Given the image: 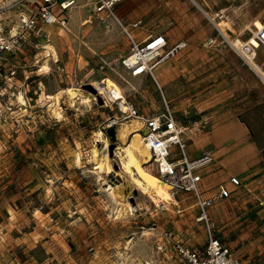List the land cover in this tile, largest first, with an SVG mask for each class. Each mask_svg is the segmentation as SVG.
<instances>
[{"label": "rangeland", "instance_id": "374dc122", "mask_svg": "<svg viewBox=\"0 0 264 264\" xmlns=\"http://www.w3.org/2000/svg\"><path fill=\"white\" fill-rule=\"evenodd\" d=\"M197 1L121 0L113 10L122 27L80 0L61 12L65 24L43 26L49 40L30 34L1 55L0 264H178L169 246L157 250L156 231L166 229L203 249L195 198L179 192L155 202L135 184V169L121 166L129 145L157 175L140 138H119L120 123L134 118L107 126L121 111L99 89L106 77L142 115L168 105L188 127L190 156L214 153L200 189L212 198L215 231L240 264H264V83L239 45L252 37L249 52L263 64L254 31L264 0ZM125 28L138 41L151 31L166 36L170 53L154 77L123 66ZM221 183L224 198L216 197Z\"/></svg>", "mask_w": 264, "mask_h": 264}, {"label": "built area", "instance_id": "2783aa9c", "mask_svg": "<svg viewBox=\"0 0 264 264\" xmlns=\"http://www.w3.org/2000/svg\"><path fill=\"white\" fill-rule=\"evenodd\" d=\"M78 1L80 0H0V57L4 52L14 51L30 34L42 35L49 40V33L43 26L53 23L65 24L66 19L61 16V12ZM88 1L92 2L96 12L111 14L118 19L113 9L121 0ZM55 9L60 12L55 13ZM125 31L130 39V49L121 59L123 66L132 75L149 73L154 77V67L170 53L166 49V36L156 33L138 41L127 29ZM255 32L256 39L264 47V24ZM182 46V43H177L174 49ZM242 49L245 54L250 51L247 46ZM250 65L259 73L264 83V62L259 65L260 71ZM112 99L116 101L121 113L112 116L107 126H114L126 118H137L142 122L140 141L150 152L155 173L170 186L173 197L180 192L195 198L198 206L197 220L205 225L207 236L202 250L191 247L179 233L170 229L156 231L157 250L163 251L169 246L167 250L172 252L178 264H240L232 249L223 243L216 233L214 223L207 212L212 198L204 196L200 189V169L214 161V153L203 151L194 158L189 157L184 140L188 127L177 122L173 110L168 105L158 113L145 116L140 114L125 96L117 98L112 93ZM119 101L124 104L123 109H120ZM230 180L239 183L236 176H231ZM229 194L224 184L218 185L216 197L224 198ZM151 229L154 230L155 227L152 226Z\"/></svg>", "mask_w": 264, "mask_h": 264}, {"label": "bare ground", "instance_id": "6f19581e", "mask_svg": "<svg viewBox=\"0 0 264 264\" xmlns=\"http://www.w3.org/2000/svg\"><path fill=\"white\" fill-rule=\"evenodd\" d=\"M192 1L194 2V0H192ZM117 21H119V19H117ZM255 33L256 32L254 31V36H255ZM252 40H253V38L251 37L248 40L241 42L239 45H241V47L247 46L249 49H251V47H252L251 41ZM233 43H234V41H233ZM237 47H239V46H237ZM48 49L52 50V46L48 45ZM246 55L248 57V61L250 62V64L255 66V68L260 71L261 70V68L259 66L260 63H258L254 59V56L249 51H246ZM244 57H245V55H244ZM100 83H102L103 85H100L99 89L100 88L107 89L109 91V94L111 95V97H112V93H113V96H115L117 98L124 96V94L121 92L120 88L116 85V83L111 78L106 77L103 80H101V82H98V84H100ZM68 90H70V88H68ZM119 103L121 105L120 109H123L124 104L121 103V101H119ZM141 127H142V122L138 119H131V121H129V122L125 121V122L120 123V125L118 127V135H119L120 140L125 141L128 135H131V137L135 136L136 138L141 139V134L139 133V129H141ZM99 134H100V132H99ZM142 145H143V151H144L145 155L148 156V160H149L150 159V152H149L147 146H145L144 144H142ZM124 151H125L124 152V159L121 161V164H122L121 166L123 168H125V170H127V171H130L131 167L133 169H135L138 177H134L133 180H135V184L138 185L137 187L141 188L142 192H145V193L148 192L150 194L149 196H150L151 200H153L155 202H159L160 200L169 201L170 199H172L173 196H172L171 191H170V186L164 180H162L157 175L153 174L148 169H146V167L143 166V164H142L143 160H141V157L137 153V150L133 149L129 145H126L124 148ZM98 167H99V170H107V166L105 163H102V162L99 163ZM111 187L112 186H110L109 188H111ZM150 190L152 191V193L150 192ZM120 204H122V203H120Z\"/></svg>", "mask_w": 264, "mask_h": 264}, {"label": "crops", "instance_id": "0c3cea01", "mask_svg": "<svg viewBox=\"0 0 264 264\" xmlns=\"http://www.w3.org/2000/svg\"><path fill=\"white\" fill-rule=\"evenodd\" d=\"M194 3L196 4V5H198V6H200L201 7V5L198 3V1L197 0H194ZM124 4L125 3H120V4H118L117 5V9L119 10V11H122V9L124 8ZM118 19H119V17H118ZM119 23L122 25V27L124 26L125 27V24L124 23H122V21L119 19ZM126 29V28H125ZM154 34V32L153 31H151V32H149V33H147L146 34V36L144 35V38L143 39H145L147 36H149V35H153ZM156 34V33H155ZM142 39V40H143ZM132 138H135V139H137L135 136H133ZM188 155H189V157L190 158H194V157H196L197 155H199V154H197V155H193V156H190V154L188 153ZM221 162V164H223V162H228V161H220ZM227 172L229 173H232V172H235V173H240L241 171H239L238 169H232V168H230L229 167V169L227 170Z\"/></svg>", "mask_w": 264, "mask_h": 264}, {"label": "trees", "instance_id": "16d2710c", "mask_svg": "<svg viewBox=\"0 0 264 264\" xmlns=\"http://www.w3.org/2000/svg\"><path fill=\"white\" fill-rule=\"evenodd\" d=\"M112 130V129H111Z\"/></svg>", "mask_w": 264, "mask_h": 264}]
</instances>
